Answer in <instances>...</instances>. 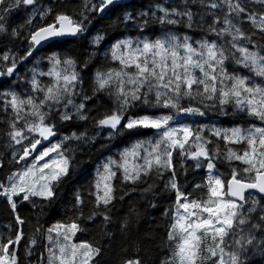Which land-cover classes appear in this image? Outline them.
I'll return each instance as SVG.
<instances>
[{
	"label": "snow or ice",
	"instance_id": "snow-or-ice-1",
	"mask_svg": "<svg viewBox=\"0 0 264 264\" xmlns=\"http://www.w3.org/2000/svg\"><path fill=\"white\" fill-rule=\"evenodd\" d=\"M0 40V264H264V0H0Z\"/></svg>",
	"mask_w": 264,
	"mask_h": 264
},
{
	"label": "trees",
	"instance_id": "trees-1",
	"mask_svg": "<svg viewBox=\"0 0 264 264\" xmlns=\"http://www.w3.org/2000/svg\"><path fill=\"white\" fill-rule=\"evenodd\" d=\"M73 3H77L78 0H72ZM138 2H147V0H138ZM5 46L7 47H15V45L9 43L6 40H0V52H2L3 50H5ZM233 119L232 117H216L213 116L212 120L213 122L216 123H223L225 125H228L230 123H232ZM3 141L2 139H0V144H2ZM161 199L167 200L166 197H161ZM134 207H137L138 205H133ZM165 205H161L160 207H165ZM128 205H124L122 207H119L116 212L114 213V215L116 217H119L120 213L125 212L127 209ZM39 212V209H33L30 208L28 206H24L21 208L20 210V214L22 216L27 217L28 220L33 221L35 220V216L36 214ZM151 213H158V209H150L149 210V216L147 217L148 220L152 221V216ZM53 215V213L48 212L45 213L42 217H41V221L42 223H44L45 221H47L51 216ZM57 219H59L60 217L57 216ZM160 217L157 214L156 219L154 221H152V223H146L145 221H141V225H140V231L141 233L144 232H148V231H152L153 230V225L157 222L160 221ZM11 221V216L9 214L8 209L4 206L3 203H0V231H5V225H7L8 223H10ZM45 227H47V224L45 223ZM31 227L28 228V231L31 232ZM157 232L162 233L163 232V228H156L155 229ZM113 231H115V228L113 229ZM100 229L99 228H90L89 231L87 233L83 234V239L84 240H89V241H93L95 242L96 240L100 239ZM78 238H80V234H78ZM127 242L124 241L123 239L119 238V234H117V237L113 238V242L111 247H108L105 251L104 254V264H117V261L119 260L120 256L123 255L124 253H122L121 248L126 244ZM150 247V251H149V255L152 256L153 258H155V255L158 254V250L155 248Z\"/></svg>",
	"mask_w": 264,
	"mask_h": 264
}]
</instances>
